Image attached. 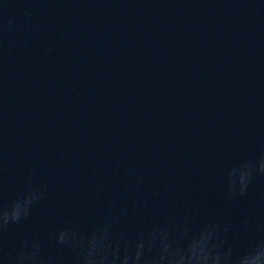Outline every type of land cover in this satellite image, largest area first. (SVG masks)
Segmentation results:
<instances>
[{"label":"water","instance_id":"1","mask_svg":"<svg viewBox=\"0 0 264 264\" xmlns=\"http://www.w3.org/2000/svg\"><path fill=\"white\" fill-rule=\"evenodd\" d=\"M262 156L264 0H0V206L46 186L0 231V264L33 241L75 264L53 231H90L114 193L125 230L224 214L246 249L264 174L233 199L222 178Z\"/></svg>","mask_w":264,"mask_h":264},{"label":"clouds","instance_id":"2","mask_svg":"<svg viewBox=\"0 0 264 264\" xmlns=\"http://www.w3.org/2000/svg\"><path fill=\"white\" fill-rule=\"evenodd\" d=\"M139 165L125 168L128 177H136ZM117 162L113 171L118 172ZM255 171L264 174V156L258 166L244 162L229 170L223 182L226 196L233 199L247 193ZM115 178V177H114ZM91 194L99 197L104 185H92ZM46 186L29 187L10 206H0V231L9 224L27 218L32 207L44 198ZM120 197L113 194L109 210L103 222L90 231L80 232L74 227L54 230L52 236L59 246H66L75 259V264H264V219H257L252 225L255 238L243 250L237 247V236L230 237V225L224 214L212 217L198 229L191 227L192 216L184 212L183 218L176 215L156 222L146 229L137 230L133 225L128 230L120 227L128 215V208L121 206L114 210L112 204ZM188 205H184L186 209ZM244 231L250 221L241 220ZM41 244L33 241L15 256L5 257V264H66L64 256L45 259L40 255Z\"/></svg>","mask_w":264,"mask_h":264}]
</instances>
